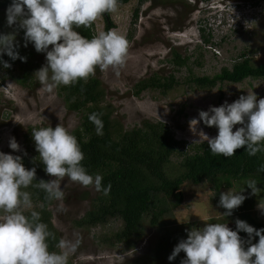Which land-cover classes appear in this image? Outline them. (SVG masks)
<instances>
[{"label":"clouds","instance_id":"1","mask_svg":"<svg viewBox=\"0 0 264 264\" xmlns=\"http://www.w3.org/2000/svg\"><path fill=\"white\" fill-rule=\"evenodd\" d=\"M186 1L195 6L198 2L199 10L222 11V15L212 13L213 22L207 23L210 26L195 20L183 30H169L170 36L177 39L173 46L180 43L196 44L201 37L198 28L202 27L221 35L211 38L210 44L216 48L220 39L229 32L228 26L225 27L226 19L231 8H235L234 3L231 0ZM263 3L264 0H261L258 10ZM117 8L118 0H11L6 17L7 25L14 30L0 33V64L4 68L12 66L2 59L4 54L13 61L20 59L26 62L27 57L19 54L16 42L17 31L23 29L24 46L27 47L31 42L38 53L46 54V63L33 73L46 93H53L61 85L73 86L81 80L87 83L90 77L95 76L97 67L101 71L111 68L118 75V70L125 65L128 56L127 35L109 30L88 39L76 30L81 26L90 28L103 14L114 13ZM193 12L194 9L190 14ZM255 14L260 17L258 11L250 15ZM252 23L247 29H254ZM192 27L196 38L193 32H188ZM181 37L186 42L181 41ZM207 47L210 48L209 45ZM101 116L102 113L93 112L88 117L99 136L104 134ZM192 121L197 124L202 121L204 125L218 129L214 137L203 133L213 155L229 158L241 148L249 156L264 152V98L257 99L254 92L242 94L231 103L224 101L220 106H209L207 111L199 110V120ZM31 133L39 153V162L52 178L37 180L36 167L26 168L22 156L0 151V264H69V258L77 254L80 246L78 234L59 239L55 245L58 251H50L49 241L56 239L55 233L42 222L41 213L33 210L31 194L22 189L32 186L43 190L46 201L60 202L57 211L66 212L67 208L62 203L65 196L62 181L66 177L82 187H92L105 196L110 193L111 184L104 187L102 175L93 176L87 172L81 163L85 155L80 144L65 126L58 123L55 127L33 128ZM9 147L21 151L15 137L9 138ZM32 160L33 163L37 161L36 157ZM257 171L264 172V163L260 164ZM246 186L251 189L249 195L257 196L260 192L256 180L247 181ZM243 190L220 193L218 205L226 210L222 213L224 217L231 216L247 198L242 194ZM39 207L43 208L44 205ZM257 207L264 214V202L258 200ZM235 223V230L226 223L209 222L203 227L186 229L187 238L174 246L168 260H174L183 251L185 258L180 264H264V228H254L238 218ZM241 231L247 233L246 239L239 235ZM255 237H258V241L253 243ZM79 258L85 264L87 261L108 259L106 254L89 256L83 253Z\"/></svg>","mask_w":264,"mask_h":264},{"label":"rangeland","instance_id":"2","mask_svg":"<svg viewBox=\"0 0 264 264\" xmlns=\"http://www.w3.org/2000/svg\"><path fill=\"white\" fill-rule=\"evenodd\" d=\"M138 2V0H131L127 4L118 5L117 11L110 13L114 22L111 30L124 36L132 30L125 65L118 70V75L111 68L101 71L99 67L95 74L105 90L104 101L110 106V118L114 130H118L114 132L115 135L119 133L120 127L124 131L141 126L143 120H160L168 124L178 140L187 143L207 142L203 133L214 137L218 129L208 127L202 121L198 124L192 121L199 120V110L207 111L209 106H220L224 101L231 103L240 95L247 93L254 92L257 99L264 98V79L246 78L239 83L223 82L209 89L189 86L182 81L191 72L199 76H213L222 67H230L232 61L243 52L248 55L254 65L264 62V17L259 22L252 23L254 29L251 32L233 34L228 40L216 45L215 51L194 43L184 44L185 38L181 37V41H185L182 43L184 45L180 43L174 46L182 56L187 55L189 59L188 65L174 72L179 84L166 94L147 89L139 96H135L133 86L139 79L149 77L154 72L166 75L172 71L173 65L165 59H167L169 46L173 47L174 42L177 43V39L168 33L169 30H177L173 26L181 27L180 30H183L195 20L210 26L207 23L213 22L212 13L222 15V11L216 12L215 9L199 10L198 2L196 6L190 3L195 9L189 15L188 8L192 6L186 0H144L139 7L136 22L131 24ZM247 17L251 18V16ZM3 18H7L6 13L0 14V19ZM164 22H167L166 25ZM250 22H252L251 19ZM218 24L219 22L216 25ZM13 30L6 25L0 28V33H9ZM102 31L101 16L94 22V33L96 35ZM188 32H193L196 38L194 27ZM23 37L24 30L20 29L16 34V42L19 45L17 51L21 56L27 57L26 62L20 59L8 60L12 65L10 68H4L0 64V151L13 155H21L26 150L29 143L26 140L32 138L28 130L30 126L55 127L60 123L72 131L83 116V111L66 109L63 98L59 94V88H56L53 93L42 90L33 73L46 63V54L38 53L31 42L25 47ZM25 72L30 77V85L18 81ZM10 137H15L21 146V151L17 152L9 147ZM165 169L169 176H175L182 171L176 157L171 158L165 165ZM51 178L48 176L47 180ZM62 188L65 193L62 203L67 211H57L60 204L58 201H53L49 209L52 213V223L60 232L61 238H71L74 233L80 238L78 252L69 258V264H85L79 258L81 253L89 256L106 254L108 257L106 260L87 261L86 264H131L136 257L150 252L157 237L163 231L162 228L168 224L203 227L206 223L203 220L210 223L219 220V223H226L229 228L236 229L235 221L239 219L240 211L243 210V207L239 206L231 216L224 217L222 213L226 210L214 199L211 183L205 181L193 184L187 181L181 187L182 201L171 207L170 212L164 216V224L161 227H154L146 220L145 237L132 250L125 249L120 243L112 246L101 243L97 239V235L115 230L119 222L110 221L106 225L90 229L74 225L73 220L83 216L91 208V200L97 195V191L92 187H82L67 177L62 181ZM227 190L237 192L240 187L238 185L236 189H220V193ZM84 192H87L85 197ZM255 198L264 202V192ZM257 204L258 201H255L254 208L246 207L244 212L254 213L263 218L264 214L258 209Z\"/></svg>","mask_w":264,"mask_h":264},{"label":"trees","instance_id":"3","mask_svg":"<svg viewBox=\"0 0 264 264\" xmlns=\"http://www.w3.org/2000/svg\"><path fill=\"white\" fill-rule=\"evenodd\" d=\"M129 1L131 0H118V5L127 4ZM138 1L131 18V24L136 22L139 7L144 0ZM231 1L235 3V8L249 7L250 14L258 11L260 17L252 16L255 23L264 17V6L258 10L261 0ZM249 1L251 3L246 5ZM10 3L11 0H0V14L6 13ZM189 8L187 14L195 9ZM102 18L103 32L111 30L114 27V22L110 13L103 14ZM166 23L164 22L165 25ZM236 24L237 26L233 30L228 29V34L220 39L219 44L231 38L233 34L253 30L247 29L239 20ZM6 25L7 18L0 19V28ZM173 28L181 29L178 26H173ZM76 30L88 39L95 35L94 23L90 28L81 26ZM198 31L201 32V37L195 45L202 47L209 45V49L215 50V46L210 44L211 38L221 35L214 33L210 28L199 27ZM131 37L132 30L128 32L126 38L130 41ZM176 48V46H169L167 59H165L173 65L172 71L166 75L154 72L149 77L139 79L133 86L135 96H139L142 91L147 89L166 94L179 84L174 72H178L181 67L188 65L189 57L182 56ZM2 59L11 60L7 56H2ZM187 75L182 79L187 85L209 89L223 82L239 83L246 78L264 79V62L254 65L248 55L243 52L232 61L230 67H222L213 76H199L192 72ZM18 81L30 85V77L27 72ZM82 86L83 90H81ZM58 88L67 110L83 111L80 123L71 131L76 136L85 155V159L81 162L82 165L89 174L102 175L104 187L111 184L110 193L105 196L101 192H97V195L91 200V208L83 216L74 219V225L90 229L106 225L110 221L119 222V226L115 230L111 233H101L97 235V239L101 243L112 246L120 243L125 249L133 250L145 237V221L148 220L151 226L161 227L164 224V216L170 212L171 207L182 201L181 187L185 182L199 184L208 181L213 187L214 199L217 201L220 198V189H236L238 185L240 190L237 192L244 189L242 194L247 198L240 206L243 207V213L240 211L239 219L245 220L254 228H264V217L244 212L246 207L254 208L255 201H258L255 195H249L251 189L247 188V181H257L260 188L257 196L264 192V172L257 171L260 164L264 163V152L249 156L241 148L236 151V155L229 158L213 155L207 142L187 143L178 140L168 124L160 120H143L141 126L124 131L120 127L119 133L115 135L114 132L118 130H114L110 118V106L104 101L105 90L101 87L96 76L90 77L87 83L81 80L73 86L61 85ZM93 112L102 113L100 118L104 125L103 136L96 134L95 125L89 121L88 117ZM33 128L39 129L37 126H30L28 130L31 136ZM26 141L29 142L27 148L20 155L24 166L26 168L36 167L37 180H47L48 174L44 171L43 164L39 162V153L36 151L33 138ZM25 152L29 155H24ZM33 157L37 159L35 163H33ZM172 157L178 158L182 168V171L175 176H169L165 169V165L170 162ZM22 190L31 194L34 203L33 210L41 213L42 222L46 223L49 230L55 233L56 239L49 241V250L58 251L55 245L61 239V234L52 223V213L49 209L53 201H46L45 192L35 187L30 186ZM83 196H87V192H84ZM172 199H174L173 202ZM41 204L44 205L43 208L39 207ZM212 223H219V220H214ZM193 227L194 225L168 224L162 228L163 231L157 237L150 252L136 257L131 264H180V261L185 258L183 251L172 261L168 260V256L181 239L187 238L186 229ZM239 235L242 238H247V233L243 231ZM257 241L258 237H255L253 243Z\"/></svg>","mask_w":264,"mask_h":264},{"label":"built area","instance_id":"4","mask_svg":"<svg viewBox=\"0 0 264 264\" xmlns=\"http://www.w3.org/2000/svg\"><path fill=\"white\" fill-rule=\"evenodd\" d=\"M247 12H250V10L249 9L239 10L238 8H231L230 13L227 14L225 27L228 26L229 30L230 29L233 30V28L237 26L236 24L237 20H239L244 26H246V28H249L252 23V22L249 23V20L251 19L253 21V18H252V15H250ZM247 16H251V18L249 19V17ZM254 16L257 17V14H255Z\"/></svg>","mask_w":264,"mask_h":264}]
</instances>
